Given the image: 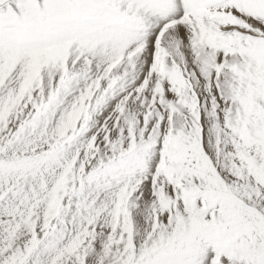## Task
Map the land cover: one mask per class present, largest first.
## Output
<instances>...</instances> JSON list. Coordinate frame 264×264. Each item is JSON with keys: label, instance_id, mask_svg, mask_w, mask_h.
I'll return each mask as SVG.
<instances>
[{"label": "snow or ice", "instance_id": "obj_1", "mask_svg": "<svg viewBox=\"0 0 264 264\" xmlns=\"http://www.w3.org/2000/svg\"><path fill=\"white\" fill-rule=\"evenodd\" d=\"M0 264H264V0H0Z\"/></svg>", "mask_w": 264, "mask_h": 264}]
</instances>
